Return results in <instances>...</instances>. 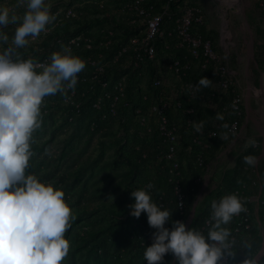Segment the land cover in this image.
<instances>
[{"label":"trees","instance_id":"16d2710c","mask_svg":"<svg viewBox=\"0 0 264 264\" xmlns=\"http://www.w3.org/2000/svg\"><path fill=\"white\" fill-rule=\"evenodd\" d=\"M116 1L113 0V3ZM120 1L119 16L125 23L119 29L131 31L134 27L128 21L131 14L119 10L123 2L130 0H119L118 3ZM163 1L146 0L154 3L157 8ZM190 4L202 7L195 0H175L169 12L170 19L168 16L165 18L164 34L156 41L155 56L153 59H145L140 67L129 65L130 56L134 55L132 50L115 60L128 35L123 42L121 35L117 34L116 26L111 22L108 25L90 26L84 33L90 38V46L82 44L73 53L101 63L104 71L93 78L96 67L86 61V68L78 76L72 98L78 106L65 102L66 96L60 93L46 97L42 104V113L44 109L47 112L51 105L56 110L62 109L63 120L71 127V135H79L63 166L55 167L46 161L34 163L31 160L29 168L30 173L36 174L43 181L62 187L73 210L72 227L66 233L71 242V250L64 264H147L144 259L145 247L152 244V233L156 230L149 226L146 214L139 218L130 215L128 206L134 203L131 191L152 184L154 201L173 211L171 220L166 224V227L171 228L172 221L185 217L192 209L200 192V180L206 172L207 164L234 136L235 132L229 131V127L224 129L223 124L230 126L238 120L237 126L240 125L239 114L244 107L239 105V110L234 109L232 100L236 92L231 86L226 90H215L212 87L220 79L217 64L209 61L203 68L205 59L202 55L194 57L189 48L177 45L175 18L181 14L179 9ZM91 5L95 11L106 13L107 9L99 8L98 4ZM20 9L22 12L26 10ZM79 13L81 12L78 11L74 19L65 20L60 28H54L55 35L59 37L78 32L81 28L79 22L87 20L86 13ZM4 30L8 32V28ZM109 31L113 32V36ZM191 32L209 38L216 49L217 35L206 28V16L203 23L192 22ZM108 39L110 43H107ZM40 47L42 49L37 59L50 54L48 50L51 47L48 48V42H42ZM100 55L102 56L99 57ZM176 59L187 62L189 69L184 73H174L168 69V63ZM161 67L163 75L169 77L170 82L162 83ZM123 75H126L125 90L123 96H120L115 85ZM201 76L213 80L211 87L191 94L185 84L195 85ZM156 80L161 81L159 85L155 84ZM106 92L109 97L105 95ZM69 94L70 92L67 96ZM117 95L116 113L113 115L110 112V103ZM98 98H101L100 109L94 107ZM158 102L168 104L165 113L169 124L176 128V151L181 171L178 181L184 195L183 213L174 192L172 175L162 156L166 143L160 135L156 116L151 109ZM218 113L225 116L224 121L216 119ZM44 116L53 120L52 110ZM141 118L145 119L144 123ZM200 121L204 122V129L198 133L193 124ZM226 132L227 138H224ZM95 135L99 147L98 155L93 157L88 153L82 159L88 150L89 139ZM84 136L88 140L81 149H75ZM34 148L33 143V150ZM243 181V170L238 166L225 170L215 197L196 214L192 227L206 234L210 227L206 222L210 220L211 203L224 195L235 193L245 201L247 211L234 217L226 227L231 230L238 245L243 233L254 236L248 202L241 192ZM250 242L253 244V254H257V239L253 237ZM237 249L238 247L233 248V251ZM173 257L171 253L166 254L162 264H171ZM246 258L247 250L235 263L228 258L224 264H241ZM173 264H176V260Z\"/></svg>","mask_w":264,"mask_h":264},{"label":"clouds","instance_id":"9594fccd","mask_svg":"<svg viewBox=\"0 0 264 264\" xmlns=\"http://www.w3.org/2000/svg\"><path fill=\"white\" fill-rule=\"evenodd\" d=\"M20 8H26L23 16L19 15ZM55 20L47 0L0 4V264H64L71 250L66 233L74 216L65 191L30 173L29 168L34 133L42 126L45 98L74 91L86 60L70 47L53 52L46 63L22 58L18 51L47 31ZM9 25H16L11 39L4 30ZM212 83V79L201 76L191 91L199 93ZM216 119L224 121L225 116L218 113ZM193 127L202 132L204 122ZM228 127L223 124L224 129ZM244 160L250 166L256 164L255 156H245ZM152 187L148 184L132 190L134 203L128 206L135 218L146 214L149 226L156 230L152 244L145 247L147 264H162L169 253L176 264H222L225 259H235L233 248L237 247L247 250L241 264H264V253L253 254L249 241L238 245L226 227L247 211L238 194H227L211 203L210 227L205 234L181 220L166 227L173 211L154 201Z\"/></svg>","mask_w":264,"mask_h":264},{"label":"rangeland","instance_id":"374dc122","mask_svg":"<svg viewBox=\"0 0 264 264\" xmlns=\"http://www.w3.org/2000/svg\"><path fill=\"white\" fill-rule=\"evenodd\" d=\"M118 1L113 3V0H47L51 6L52 14L56 16V20L48 26L47 31L42 32L38 38L30 40L29 45L19 49L20 56L42 62L50 58L49 56L53 52L62 49L61 43L56 40L57 38H64L66 35L56 36L54 28H60L65 20L70 19L65 14V10L69 6L75 9L76 14L78 11L87 14V20L79 22L81 25L79 31L71 34H84L90 26L108 25V22H111L116 26L117 34L121 35L124 42L126 36L134 32L135 26L131 28V31H127L125 28L122 31L119 29L125 22L119 16L118 6L121 1L119 3ZM195 1L199 2L204 9L206 28L217 35V39L220 37L222 29V15L225 14V32L222 38L225 40L231 38V40H227L228 50L233 55L229 60V68L236 73V78L233 77L230 86L236 94L239 93L241 96V105L244 110L239 114L240 125L237 126L234 136L225 143L221 151L207 164L206 172L200 180V196L194 210H190L183 221L188 227H192L196 214L215 197L223 172L238 166L243 170L244 181L241 183V192L248 202L249 217L255 231L254 236L243 233L241 242H250L255 237L259 244L258 253H264V10L260 9L256 0H240L239 9L231 6L233 0H225L230 6H226L220 0ZM15 2L16 0H0V4L3 5H14ZM92 3L98 4L99 8L107 9L106 13L100 10L95 11L91 5ZM18 11L19 15L23 16L24 12L21 9ZM15 27L16 25L7 27L10 39L14 35ZM44 41L48 42V48L51 47L48 50L50 54L37 59L36 57L42 49L40 44ZM238 56L241 60L237 58ZM160 71L163 75L162 67ZM162 77V83L170 82L169 77L165 75ZM212 87L218 90L216 83ZM209 106H212V103H209ZM47 109L48 111L52 110L53 120L44 116L48 111L46 112L44 109V112L42 110L44 117H42L41 128L34 133L35 148L31 160L34 163L46 161L55 167H60L67 161V155L73 150L79 135L78 133L71 135V127L66 125L63 120L64 113L62 109L56 110L52 105L51 108ZM87 140L88 137L84 136L82 142L75 149H81L83 143ZM253 140L255 144L251 143ZM98 152L99 147L95 135L89 139L88 150L83 154L82 159L88 153L96 157ZM249 155L255 156V165L250 166L245 163L244 157ZM45 156L46 159L43 158ZM187 216L189 218L186 219ZM245 250L238 248L232 262L235 263L238 258L244 256ZM261 258L264 259V254ZM174 261L175 257L172 258L171 264Z\"/></svg>","mask_w":264,"mask_h":264},{"label":"built area","instance_id":"2783aa9c","mask_svg":"<svg viewBox=\"0 0 264 264\" xmlns=\"http://www.w3.org/2000/svg\"><path fill=\"white\" fill-rule=\"evenodd\" d=\"M256 1L259 4L260 8L264 10V0ZM174 2L175 0H164L158 8L154 3H148L146 2V0H130L123 2L120 5L119 10L131 14V17H129L128 21L131 25L135 26V30L133 33L128 34L126 42L123 43L122 48L118 50V54L115 56V60H117L119 56L124 55V53L128 52L129 50H132V52L134 53L133 57L130 56L129 65H132L134 67H140V64L145 59H153L156 53V41L164 34L163 25L165 22V18L168 16V19H170L169 12L173 7ZM224 4L227 6L226 3ZM231 6L239 9L240 0H233V4ZM179 10L181 11V14L175 18V31L178 37L177 45L180 47L186 46L187 48H189L194 57L202 55L205 59V62L202 64L203 68H205L207 62L214 61L217 64L220 77L217 86L222 90L228 89V87L231 85V80L233 79V77L236 78V73L229 68V60L233 57V55L228 50L227 40H231V38L225 40L222 38V35L220 33V37L216 42V49H214L212 41L209 38L191 32L192 22H204L206 16L204 9L195 4H190L184 6ZM65 14L67 18H73L76 16V11L73 7L69 6L66 8ZM109 34L113 36V32L109 31ZM56 41L61 43L62 48L70 47L73 52L80 48L82 44L86 45L87 47L90 46V38L85 34H70L64 36V38H57ZM107 43H110V39L107 40ZM101 56L102 55H100L99 57ZM237 58L241 60L239 56ZM83 59L88 61L90 64L95 65L96 71L92 76L93 78H96L99 73L104 71V65H102L101 63L95 62V60L90 57ZM49 61L50 58H47L41 63H46ZM189 67L190 66L187 62H182L178 59L170 61L168 63V69L172 70L174 73H184L189 69ZM83 80H85V77L83 78ZM125 80L126 75H123L115 85V89L118 91L120 96H123L124 94ZM160 82V80H156L155 84L159 85ZM102 85L105 84L103 83ZM191 86L194 85L190 83L185 84V88L191 94H193V92L191 91ZM105 95L107 97L110 96L107 92L105 93ZM73 96L74 91H70V94L64 98V101L78 106V104H76L72 99ZM118 97V95L115 96L110 103V112L113 115L116 113L115 105ZM232 103L234 109L239 110V105H241L242 103V98L239 93L234 96ZM94 107L96 109H100L101 98H98L95 101ZM167 107L168 104L166 102H158L152 105L151 109L156 116L160 135L163 137V140L166 143V150L162 156L166 161V165L170 174L172 175V179L174 181V192L177 196L179 209L181 210V213H183L184 195L181 193V189L179 187L178 179L181 171L176 151L178 137L176 134V128L168 122L165 113ZM104 117L105 115L103 114L102 118ZM141 122L144 123L145 119L141 118ZM236 128L237 121H234L230 124L229 131L235 132ZM158 157L156 158L158 159ZM200 193L201 191L194 201L191 211L194 210V206L198 200V197L200 196ZM184 218L185 217H181L178 220L183 221ZM187 218H189V216H187L186 219ZM246 221L247 218L245 217L244 222ZM206 223L208 224L209 222L207 221ZM226 260L227 259H225L222 264H224Z\"/></svg>","mask_w":264,"mask_h":264},{"label":"bare ground","instance_id":"6f19581e","mask_svg":"<svg viewBox=\"0 0 264 264\" xmlns=\"http://www.w3.org/2000/svg\"><path fill=\"white\" fill-rule=\"evenodd\" d=\"M220 2L222 3H226L225 0H220ZM227 4V3H226ZM227 6H230L229 4H227ZM230 9V8H229ZM224 14L222 15V29H221V34H222V37H224V32H225V26H224Z\"/></svg>","mask_w":264,"mask_h":264},{"label":"water","instance_id":"95a60500","mask_svg":"<svg viewBox=\"0 0 264 264\" xmlns=\"http://www.w3.org/2000/svg\"><path fill=\"white\" fill-rule=\"evenodd\" d=\"M259 254V253H258Z\"/></svg>","mask_w":264,"mask_h":264}]
</instances>
